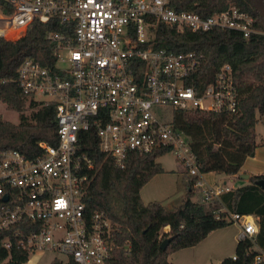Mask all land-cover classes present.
<instances>
[{
  "label": "built area",
  "instance_id": "2783aa9c",
  "mask_svg": "<svg viewBox=\"0 0 264 264\" xmlns=\"http://www.w3.org/2000/svg\"><path fill=\"white\" fill-rule=\"evenodd\" d=\"M53 19L71 29L47 33L57 42L55 66L27 57L16 81L27 98L56 103L58 143L39 142L42 151L36 157L0 149V230L27 224L13 232L15 241L8 236L3 245L32 253L59 251L72 264H106L115 249V228L105 211L86 210L95 162L81 150L82 132L94 130L100 150L119 168L126 167L132 152L169 147L188 177L196 178L194 188H200L205 202L230 190L207 184L191 138L164 118V109L237 112L233 67L221 65L202 88V58L195 52L153 48L149 28L162 22L179 31L221 27L245 37L258 31L255 19L236 7L202 17L177 11L168 0H0V38L18 40L34 21ZM37 94L47 99L37 100ZM221 211L227 209L220 208L219 215ZM225 218L240 226L238 240L255 242L256 216L227 211ZM254 261L264 264V250Z\"/></svg>",
  "mask_w": 264,
  "mask_h": 264
},
{
  "label": "trees",
  "instance_id": "16d2710c",
  "mask_svg": "<svg viewBox=\"0 0 264 264\" xmlns=\"http://www.w3.org/2000/svg\"><path fill=\"white\" fill-rule=\"evenodd\" d=\"M168 1L169 6L177 11H191L202 17L236 7L255 19L254 27L258 32L249 37L241 31L221 27L197 31L187 27L179 31L176 26L159 22L149 28L152 33L149 44L153 48H166L176 53L195 52L202 58L199 72L202 88L212 81L221 65L229 63L233 67L239 91L237 112L175 109L172 124L176 130L191 137L192 150L202 173L239 174L246 159L254 156L258 147L256 126L264 112V0ZM50 31L70 33L71 29L57 19L46 23L37 20L18 40L0 38V101L8 109L20 113V123L7 120L0 113V149H16L36 157L42 151L39 142L58 143L56 103L40 105L41 102L32 99L28 105V98L22 94L16 81L19 65L27 57L48 67L55 66L57 42L46 37ZM28 108L35 109L30 116L24 113ZM80 145L95 162L84 197L86 210L88 213L105 211L114 223L115 249L106 264H175L169 261V255L197 246L212 231L232 223L225 218L227 211L256 216L259 233L255 242L239 240L237 258L227 257L222 264H255L259 249L264 250V189L256 183V180L264 179V175H252L249 184L205 202L201 195L195 199L198 194L194 188L196 178H189L184 171L188 191L176 209L169 210L160 201H150L141 209H130V188L136 176L145 173L146 183L152 176L165 172L158 160L171 152L170 148L148 153L132 152L126 167L119 168L100 150V141L94 130L80 134ZM223 207L227 211H221L219 215L218 210ZM166 226L170 227L168 232L163 231ZM26 227L27 224L21 222L0 230V264L28 263L32 254L30 249L16 245L7 249L3 245L6 237L12 236L15 241L13 232ZM168 237L173 238L167 248L162 249L161 243ZM51 264L63 262L55 258Z\"/></svg>",
  "mask_w": 264,
  "mask_h": 264
},
{
  "label": "rangeland",
  "instance_id": "374dc122",
  "mask_svg": "<svg viewBox=\"0 0 264 264\" xmlns=\"http://www.w3.org/2000/svg\"><path fill=\"white\" fill-rule=\"evenodd\" d=\"M35 98L37 100L47 99V97L39 94H37ZM31 100L32 98H28V105L31 104ZM42 104L43 103H40V105ZM34 111L35 109L28 108L24 113L30 116ZM164 112V118L172 121L173 110L171 108H166L164 109ZM0 113L5 119L14 123H20V113L8 109L6 104L2 101H0ZM261 116L263 118L256 126L258 146L260 143L264 145V112ZM159 161L168 170L174 171H167L159 174L146 184H143V182H141L142 177L141 179L139 177L130 189V201L134 205V207H131L132 209H141L150 201H160L167 209L174 210L182 204L186 197L188 188L186 187L185 180L182 176V164L176 159L174 153H166L159 158ZM208 177H210L211 182H207L203 176L204 180L211 187H214L213 183H221L224 178L227 179L228 185L237 184L236 182L233 183L232 179L224 174H219L217 176L209 175ZM195 189L198 193L195 196V199H198L199 195H201L199 192L200 188L199 190L198 188ZM163 231H165V228ZM239 232L240 226L237 223L232 222L223 228L214 230L196 247L191 249L186 248L171 255L169 261L176 264H222V261L225 258L233 257L235 255L239 241ZM55 258L60 259L63 264H71L68 256L59 251L34 252L31 254V262L27 264H51Z\"/></svg>",
  "mask_w": 264,
  "mask_h": 264
},
{
  "label": "crops",
  "instance_id": "0c3cea01",
  "mask_svg": "<svg viewBox=\"0 0 264 264\" xmlns=\"http://www.w3.org/2000/svg\"><path fill=\"white\" fill-rule=\"evenodd\" d=\"M263 146V147H261ZM159 161V160H158ZM160 162V161H159ZM163 165V164H162ZM164 169H165V172L167 171H174V170H168L165 166H163ZM181 168H182V176L185 180V183H186V187H187V176L185 174V170L184 168L182 167L181 165ZM165 172H162V173H165ZM162 173H159V174H162ZM245 173H248L249 176H252V175H264V145H262V143L259 144V146L256 148L255 150V154L254 156H250L246 159L243 167H242V170L239 174H236V175H227V174H224V173H217V172H207V173H204L203 176L204 178L206 179V181L208 182H211L210 181V177H208L209 175H212V176H217L219 174H224L226 175L228 178L232 179L233 183L236 182L237 184L236 185H228V181L226 178L222 179L221 183L217 182L216 183H213V186L214 187H218V186H226V187H229L230 189H234V188H238V187H242V186H245L247 184H249V178H245L243 177L242 175L245 174ZM159 174H156L154 176H152L146 183H148L149 181H151L152 179H154L157 175ZM140 177H142V180L141 182H143L144 184V180L146 179V174L145 173H139L136 178H135V182L136 180ZM145 183V184H146ZM132 187V186H131ZM131 189V188H130ZM138 195V194H136ZM185 199V198H184ZM131 207H134L133 203L130 201V196H129V208L132 209ZM134 209V208H133ZM170 230V227L169 226H166L165 227V232H168ZM213 232V231H212ZM211 232V233H212ZM210 233V234H211ZM208 237V236H207ZM196 247V246H195ZM191 248H194V247H190ZM186 249V248H185ZM183 250V249H182ZM181 251V250H179ZM177 251V252H179ZM177 252H174L172 253L171 255L173 254H176ZM169 255V258L170 256ZM31 261L29 260L28 263H30ZM176 264V263H175Z\"/></svg>",
  "mask_w": 264,
  "mask_h": 264
},
{
  "label": "water",
  "instance_id": "95a60500",
  "mask_svg": "<svg viewBox=\"0 0 264 264\" xmlns=\"http://www.w3.org/2000/svg\"><path fill=\"white\" fill-rule=\"evenodd\" d=\"M242 176L245 177V178H249V177H250L248 174H243ZM256 183H257L260 187H262V188L264 189V179L256 180ZM3 199H4V200H7L8 197H7V196H4ZM172 238H173V237H168V238H166L165 240H163V242L161 243V248H162V249H166L167 246H168V244H169L170 241L172 240Z\"/></svg>",
  "mask_w": 264,
  "mask_h": 264
}]
</instances>
